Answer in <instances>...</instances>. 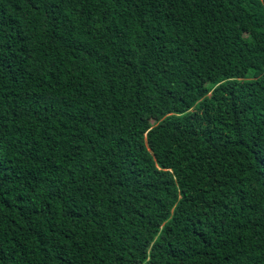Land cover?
Listing matches in <instances>:
<instances>
[{
  "label": "trees",
  "instance_id": "1",
  "mask_svg": "<svg viewBox=\"0 0 264 264\" xmlns=\"http://www.w3.org/2000/svg\"><path fill=\"white\" fill-rule=\"evenodd\" d=\"M0 264H264V0H0Z\"/></svg>",
  "mask_w": 264,
  "mask_h": 264
}]
</instances>
